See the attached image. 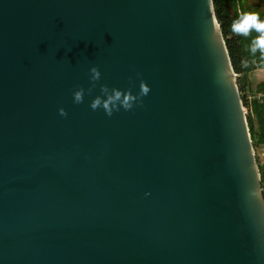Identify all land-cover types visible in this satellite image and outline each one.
<instances>
[{"label": "water", "instance_id": "obj_1", "mask_svg": "<svg viewBox=\"0 0 264 264\" xmlns=\"http://www.w3.org/2000/svg\"><path fill=\"white\" fill-rule=\"evenodd\" d=\"M237 76L213 0H0V264H264Z\"/></svg>", "mask_w": 264, "mask_h": 264}, {"label": "trees", "instance_id": "obj_2", "mask_svg": "<svg viewBox=\"0 0 264 264\" xmlns=\"http://www.w3.org/2000/svg\"><path fill=\"white\" fill-rule=\"evenodd\" d=\"M216 16L221 24L228 52L238 74L237 82L247 113L249 128L257 155L264 148V81L253 85L251 73L256 69H264V57L257 52H250V44L258 34L252 32L249 37L238 36L232 33L231 25L238 19V11H256L264 19V0H213ZM229 5L234 6L231 14ZM261 94V96H259ZM260 166L262 184L264 185V165Z\"/></svg>", "mask_w": 264, "mask_h": 264}, {"label": "clouds", "instance_id": "obj_3", "mask_svg": "<svg viewBox=\"0 0 264 264\" xmlns=\"http://www.w3.org/2000/svg\"><path fill=\"white\" fill-rule=\"evenodd\" d=\"M238 11V19H236L231 25V31L235 35L249 37L252 32L258 35L252 39L250 44V52L255 55L260 53L261 57H264V19H261L260 13L256 11ZM90 85L87 89V93L91 95L93 90L97 87L98 82L101 79V72L97 66L90 68ZM140 74L137 73V76ZM130 83H134L131 82ZM100 95L90 103V108L95 111L97 109H103L105 114L109 117L114 112L120 111L123 108L125 111H130L136 106H143V97L147 96L150 92V87L142 79L139 83V91L135 94L132 92V87L126 90L112 87L107 84H99ZM85 88L78 87L73 92V103L81 104L84 102ZM61 116H67V112L64 108L59 109Z\"/></svg>", "mask_w": 264, "mask_h": 264}, {"label": "rangeland", "instance_id": "obj_4", "mask_svg": "<svg viewBox=\"0 0 264 264\" xmlns=\"http://www.w3.org/2000/svg\"><path fill=\"white\" fill-rule=\"evenodd\" d=\"M229 10L231 12V14L233 15L234 13V6L233 5H229ZM264 76V69L260 70V71H254L253 73H251V78L253 80V85H257V80L261 79ZM264 79V78H262ZM246 111V110H245ZM247 115V113H246ZM262 151H260L257 155V160L258 162H260L261 165H264V148L261 149Z\"/></svg>", "mask_w": 264, "mask_h": 264}, {"label": "crops", "instance_id": "obj_5", "mask_svg": "<svg viewBox=\"0 0 264 264\" xmlns=\"http://www.w3.org/2000/svg\"><path fill=\"white\" fill-rule=\"evenodd\" d=\"M260 70H262V69H256V70H254V71H260ZM254 71H253V72H254ZM253 72H252V73H253ZM262 78H264V76H263ZM262 78L259 79V80H257V84H258L259 82H261V81H264V79H262ZM259 96H261V94H259Z\"/></svg>", "mask_w": 264, "mask_h": 264}, {"label": "built area", "instance_id": "obj_6", "mask_svg": "<svg viewBox=\"0 0 264 264\" xmlns=\"http://www.w3.org/2000/svg\"><path fill=\"white\" fill-rule=\"evenodd\" d=\"M263 185V184H262ZM263 193H264V185H263Z\"/></svg>", "mask_w": 264, "mask_h": 264}]
</instances>
